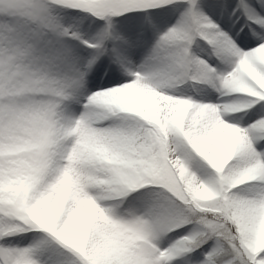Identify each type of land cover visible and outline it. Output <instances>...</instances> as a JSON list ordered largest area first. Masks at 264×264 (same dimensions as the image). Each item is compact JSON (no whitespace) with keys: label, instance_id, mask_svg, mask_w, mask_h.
Returning a JSON list of instances; mask_svg holds the SVG:
<instances>
[{"label":"snow or ice","instance_id":"1","mask_svg":"<svg viewBox=\"0 0 264 264\" xmlns=\"http://www.w3.org/2000/svg\"><path fill=\"white\" fill-rule=\"evenodd\" d=\"M0 264H264V0H0Z\"/></svg>","mask_w":264,"mask_h":264},{"label":"rangeland","instance_id":"2","mask_svg":"<svg viewBox=\"0 0 264 264\" xmlns=\"http://www.w3.org/2000/svg\"><path fill=\"white\" fill-rule=\"evenodd\" d=\"M180 87H183V86H180Z\"/></svg>","mask_w":264,"mask_h":264}]
</instances>
